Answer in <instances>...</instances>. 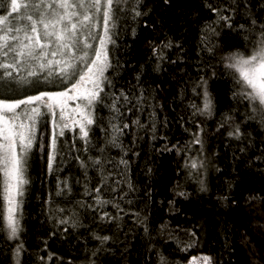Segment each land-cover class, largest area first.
I'll list each match as a JSON object with an SVG mask.
<instances>
[{
    "label": "trees",
    "instance_id": "obj_1",
    "mask_svg": "<svg viewBox=\"0 0 264 264\" xmlns=\"http://www.w3.org/2000/svg\"><path fill=\"white\" fill-rule=\"evenodd\" d=\"M91 1L86 25L95 20L97 32L110 4L91 123L53 138L50 113L38 114L19 239L6 225L0 170V264H186L191 248L215 264H264V109L234 85L243 84L235 59L264 42V0ZM11 3L0 0L2 23L44 6ZM77 65L72 81L24 95L41 77L0 70V102L65 92Z\"/></svg>",
    "mask_w": 264,
    "mask_h": 264
},
{
    "label": "rangeland",
    "instance_id": "obj_2",
    "mask_svg": "<svg viewBox=\"0 0 264 264\" xmlns=\"http://www.w3.org/2000/svg\"><path fill=\"white\" fill-rule=\"evenodd\" d=\"M11 1L12 11H28L32 2ZM99 1L92 0L90 4L96 8ZM84 7L85 0H54L53 3L44 0L38 17L23 13L17 15L16 21L8 22V18H3L2 23L0 20V70L4 76L10 72L19 80L41 77L29 88L18 89L17 95L66 84L75 76L69 74L71 64H80L77 81L65 92L38 95L14 103L0 102V170L6 225L12 235L17 234L20 226L25 168L38 114L42 109L50 113L53 138L65 130L85 134L91 123L94 103L108 68L110 4L107 2L103 6L102 30L98 32L95 20L91 29L90 24L86 25L87 17L92 14L85 12ZM84 29L91 37L89 42L82 38L88 33ZM235 61L243 84L264 106V81L261 80L264 42L252 58H236ZM51 75L57 77V82L50 81ZM192 258L188 264H209V258L203 254Z\"/></svg>",
    "mask_w": 264,
    "mask_h": 264
},
{
    "label": "bare ground",
    "instance_id": "obj_3",
    "mask_svg": "<svg viewBox=\"0 0 264 264\" xmlns=\"http://www.w3.org/2000/svg\"><path fill=\"white\" fill-rule=\"evenodd\" d=\"M234 85H235V90H236V94H237V97L242 101L244 102V98L246 99H249L251 104L256 107V102L254 101V99L251 97L250 94H248V90L247 88L245 87V85L243 84H240V83H236L234 82ZM259 103V102H258ZM260 104V103H259ZM263 109H264V106L262 104H260ZM201 106H202V109L204 111H208L209 110V107L211 108L212 107V101L209 97V95L206 93L204 96H202V100H201ZM22 204V203H21ZM17 238L19 239L20 237V233L17 232L16 234ZM199 254H203L205 256H207L209 258V264H215L214 262V258L212 256H210V254H208L207 252H205L204 250L200 249V248H196L194 251L191 249H189L188 251V254L186 256V259L188 260L187 261V264L188 262H192V257L194 256H197Z\"/></svg>",
    "mask_w": 264,
    "mask_h": 264
},
{
    "label": "water",
    "instance_id": "obj_4",
    "mask_svg": "<svg viewBox=\"0 0 264 264\" xmlns=\"http://www.w3.org/2000/svg\"><path fill=\"white\" fill-rule=\"evenodd\" d=\"M261 80L264 81V69H263V71H262V73H261Z\"/></svg>",
    "mask_w": 264,
    "mask_h": 264
}]
</instances>
